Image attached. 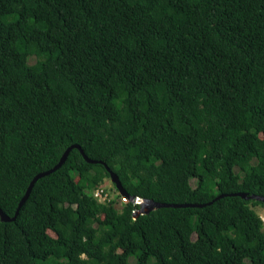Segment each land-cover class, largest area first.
Returning <instances> with one entry per match:
<instances>
[{"label": "trees", "instance_id": "obj_1", "mask_svg": "<svg viewBox=\"0 0 264 264\" xmlns=\"http://www.w3.org/2000/svg\"><path fill=\"white\" fill-rule=\"evenodd\" d=\"M73 144L0 264H264V0H0V208Z\"/></svg>", "mask_w": 264, "mask_h": 264}, {"label": "water", "instance_id": "obj_2", "mask_svg": "<svg viewBox=\"0 0 264 264\" xmlns=\"http://www.w3.org/2000/svg\"><path fill=\"white\" fill-rule=\"evenodd\" d=\"M77 147L79 148L81 154L83 155V157L87 160V161H90V162H96V160L94 159H90L88 158L84 151L81 149V147L78 145V144H73L72 146L68 147L64 152L63 154L61 155L59 161L54 165L52 166L51 168L45 170V171H42L40 173H38L29 183L28 187H27V190H26V193L24 194V196L22 197L21 201H20V204H19V207L16 209V213L11 217L9 216L8 214H6L1 208H0V219L3 220V221H9V220H13L19 210V208L21 207V204L22 202L25 200V198L28 196L29 194V191L33 185V182L34 180L39 177V176H43V175H46V174H49L51 172H53L54 170H56L57 168H59L64 159L66 158V155L69 151V149L71 147ZM109 170V175H110V179L111 181L115 184V187L117 188L118 192L123 195V196H126L130 201L132 202H135V203H139L140 204V208L136 211V213H148L149 211L157 208V207H182V206H193V205H197V206H203L204 204H194V203H166V202H156V201H153L151 199H147V198H142L140 196H131L130 194H128L126 192V190L123 188L117 174L112 171L111 169H108ZM232 195H240L241 197L243 198H255L257 200H261L264 202V196L263 195H258V194H247L245 192H236V193H232ZM136 214V215H137Z\"/></svg>", "mask_w": 264, "mask_h": 264}, {"label": "rangeland", "instance_id": "obj_3", "mask_svg": "<svg viewBox=\"0 0 264 264\" xmlns=\"http://www.w3.org/2000/svg\"><path fill=\"white\" fill-rule=\"evenodd\" d=\"M105 181L107 182V185L110 187V192H112L113 194H116L117 193V191H116V189L114 188V183L113 182H111L109 179H105ZM192 185H194L195 183H194V180H192ZM117 206H119L118 204H117ZM255 209L257 210V212L259 213V215H260V217L262 218V220H263V222H264V207L263 206H255ZM51 234H53L52 232H51ZM54 235V234H53ZM130 261L133 263L134 262V259L133 258H130Z\"/></svg>", "mask_w": 264, "mask_h": 264}, {"label": "built area", "instance_id": "obj_4", "mask_svg": "<svg viewBox=\"0 0 264 264\" xmlns=\"http://www.w3.org/2000/svg\"><path fill=\"white\" fill-rule=\"evenodd\" d=\"M94 195L97 196L100 200H105L106 198L112 197L111 194H108V192L104 191V186L97 187L94 190ZM120 199L122 201L127 200L125 196H121Z\"/></svg>", "mask_w": 264, "mask_h": 264}, {"label": "clouds", "instance_id": "obj_5", "mask_svg": "<svg viewBox=\"0 0 264 264\" xmlns=\"http://www.w3.org/2000/svg\"><path fill=\"white\" fill-rule=\"evenodd\" d=\"M109 180L111 181L110 177H109ZM111 182H112V181H111ZM114 185H115V184H114ZM103 186H105V187L108 186L106 181H105V183L103 184ZM116 191H117V190H116ZM109 193H111L112 196L114 195L112 192H109ZM119 194H120V193H119ZM121 196H123V195L120 194V197H121ZM125 197H126V196H125ZM126 198H127V197H126ZM127 199H128V198H127ZM118 200L121 201L120 198H119ZM128 200H129V199H128ZM129 201H130V200H129ZM138 204H139V203H138ZM138 209H139V208H138ZM138 209H136V210L134 211V215H135V216H137L138 214H141V212L138 213V214L136 213V211H137ZM136 214H137V215H136Z\"/></svg>", "mask_w": 264, "mask_h": 264}, {"label": "bare ground", "instance_id": "obj_6", "mask_svg": "<svg viewBox=\"0 0 264 264\" xmlns=\"http://www.w3.org/2000/svg\"><path fill=\"white\" fill-rule=\"evenodd\" d=\"M99 186V185H98ZM100 201V200H99Z\"/></svg>", "mask_w": 264, "mask_h": 264}]
</instances>
